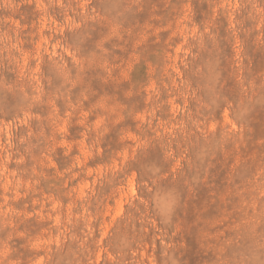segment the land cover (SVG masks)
<instances>
[{
  "label": "rangeland",
  "instance_id": "1",
  "mask_svg": "<svg viewBox=\"0 0 264 264\" xmlns=\"http://www.w3.org/2000/svg\"><path fill=\"white\" fill-rule=\"evenodd\" d=\"M0 264H264V0H0Z\"/></svg>",
  "mask_w": 264,
  "mask_h": 264
}]
</instances>
